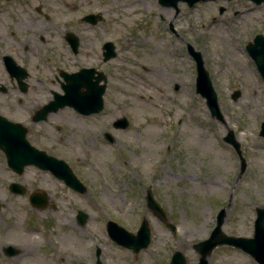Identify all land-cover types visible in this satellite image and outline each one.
<instances>
[{
    "label": "rangeland",
    "instance_id": "374dc122",
    "mask_svg": "<svg viewBox=\"0 0 264 264\" xmlns=\"http://www.w3.org/2000/svg\"><path fill=\"white\" fill-rule=\"evenodd\" d=\"M83 1L33 0L32 5L46 3L53 17L50 22L41 18L32 26L37 32L31 40L34 52L28 53L37 60L34 66L39 75L52 76L46 64L61 65L59 56L70 52L65 44L40 41L39 35L48 39L47 31L56 33L54 24H60L64 16L105 9L103 29L98 32L103 41L115 42L117 55L99 67L112 75L103 109L91 117H79L65 107L53 116L66 129L62 140L53 135L54 155L69 160L87 188L78 193L48 171L31 166L20 176L0 174L5 185L11 181L27 185L22 196L6 187L1 193L6 207L0 211V264H94L96 249L103 264H168L175 250L184 254L186 264H194L198 253L192 244L209 235L218 209L226 203L222 230L251 236L255 208L264 207V137L259 134L264 121V80L245 48L256 33H264V4L204 0L192 7L179 2L176 10L158 0H152L153 5H142L141 0ZM27 6L24 0H0V52L13 45L17 48L13 54L23 53L15 20L26 14ZM85 28L82 34L92 41L82 40L77 57L86 65H99L102 41ZM188 45L201 55L225 123L212 119L204 98L195 93V61ZM232 48L235 54L228 52ZM22 53V61L29 60ZM51 86L59 90L60 85L54 80ZM234 90L239 91L235 100L230 97ZM122 115L129 120L128 127L114 128L112 122ZM228 129L240 143L243 171L236 152L222 139ZM105 132L113 141L105 139ZM147 188L162 205L167 221L176 226L174 233L147 208ZM41 189L47 195L43 209L28 201L30 192ZM78 209L87 215L83 224L76 220ZM142 216L151 229L147 248L133 253L109 238L107 219L135 232ZM33 226L38 231L30 232ZM17 233H41L43 239L27 252ZM57 233L77 240L62 246L55 240ZM6 245L14 246L15 254H4ZM208 261L258 264L228 245L215 247Z\"/></svg>",
    "mask_w": 264,
    "mask_h": 264
},
{
    "label": "water",
    "instance_id": "95a60500",
    "mask_svg": "<svg viewBox=\"0 0 264 264\" xmlns=\"http://www.w3.org/2000/svg\"><path fill=\"white\" fill-rule=\"evenodd\" d=\"M184 1L190 7L200 0H158L161 5L173 6L177 8V3ZM255 4L264 3V0H251ZM222 10V8L220 9ZM97 14H88L84 17V20L91 23L96 22ZM72 47L75 49L77 41L75 39L71 42ZM106 51L104 52V59H108L114 54L113 46L107 42L104 44ZM189 52L195 61L196 66V78H195V91L197 94L205 98V103L209 109L210 116L223 123H225L224 115L221 111L217 93L215 92L211 83L209 73L203 65V60L199 51H195L192 46H188ZM246 49L249 55L253 58L255 64L258 67L260 74L264 79V35L256 34L252 42L246 45ZM8 65L13 68L11 62L8 60ZM92 69H82L79 72L71 73L66 76V83L63 84L64 94L55 95L53 100L47 109L56 110L58 107L64 105H70L81 113L89 114L92 112H98L103 105L102 94L104 92V84H98L101 76H97L94 81L92 78ZM84 87V90H80ZM239 96V91L235 90L231 94V98L235 100ZM128 125V121L125 117L118 118L114 122L115 127L125 128ZM260 134L264 136V122L261 123ZM23 136V135H22ZM109 140L112 137L108 134ZM223 140L229 143L235 152L237 153L241 163L240 170L245 169V161L241 155L240 143L235 138L234 132L228 129L227 133L223 136ZM0 143L5 145L8 163L21 174L23 166L26 164H35L43 169H50L51 172L62 179L67 185L80 192L85 191V186L77 177L73 174L68 165L61 159H57L53 156L47 155L44 151H40L30 146L25 140L24 136L19 140L8 138L0 140ZM22 144V147H16V144ZM11 191L15 193H24L25 188L17 182L10 184ZM147 206L162 220L172 232L175 231V225L167 222L165 213L158 203L152 197L150 191H147ZM30 201L35 206H45L46 194L45 192H32L30 194ZM228 205H225L219 209L216 214V222L212 228L209 236L200 241L192 244L193 248L198 252V262L195 264H209L208 256L210 252L218 245L228 244L234 247L241 248L251 254L260 264H264V207H257L256 217L254 219L253 234L250 237L236 236L232 234H226L222 230V224L226 216V209ZM86 213L78 210L77 219L79 223H84ZM106 228L109 236L119 245L131 249L134 253H138L140 249L146 248L150 242V226L147 218L142 217L138 229L135 233L126 230L124 227L118 225L112 220H108ZM5 252L11 255L15 252L12 246H7ZM99 249L96 250V263L102 264L99 259ZM169 264H186V258L183 253L176 250L171 255Z\"/></svg>",
    "mask_w": 264,
    "mask_h": 264
},
{
    "label": "flooded vegetation",
    "instance_id": "af4514ba",
    "mask_svg": "<svg viewBox=\"0 0 264 264\" xmlns=\"http://www.w3.org/2000/svg\"><path fill=\"white\" fill-rule=\"evenodd\" d=\"M24 2L28 4V6L25 7V10L23 11L26 14L17 16V19L15 20V23L18 25L17 28L20 29L19 34H22V41L24 45L23 47L20 45V47L22 48L23 53L19 51L16 54H13V52H15L17 49L13 45H11L10 48L0 52V140L8 138L19 140L24 136L25 140L30 146L37 150L44 151L47 155H54V150L57 148L52 146L51 143V140H53V135L56 136V139L62 140V134L66 133V129L64 128V124L55 121L53 116L56 113H59L60 109H63L67 106L60 107L56 110H48L47 103L53 99L55 93L60 94L63 92V84L66 83L64 76L65 73H74L80 71L82 68H90L92 69L90 71H92L93 75L91 80L94 81L96 76L102 77L99 84H105V93L109 84L111 83L112 75L110 71L106 69H103V71L99 67L106 65L109 61L116 57L117 52L114 45L115 42L112 41V39H105L103 41L101 38V33L98 32V30H101L102 28L101 26L104 21L103 11H105V9H103V11L100 9L94 11L97 13V16L95 17L97 18L96 23H89L84 20V16L92 11L84 12L79 16H64L60 24H54L56 33L47 31L49 38L45 39V36L40 34L39 40L42 42L47 40L48 43L57 42L60 44H65L68 47V51L70 53H67L65 56H59L61 65L56 64V66H53L50 65L49 62L46 64L49 71H51L52 76L39 75L38 70H36V67L34 66V64L37 63V60L30 57L28 53L34 52V49L31 47V40L32 36L37 32L36 30L32 29V26L35 25L36 21L41 18L44 22H50L53 15L51 11H49L50 7L46 3L42 2L43 5L40 6L32 5L33 0H24ZM83 2H85V0ZM68 4L69 2L65 1V5ZM71 7L74 9L77 7V5H72ZM61 14L64 13L62 12ZM77 24L81 25V27L85 30L86 26L90 28L91 31H95V34L97 35V41H102L100 45L102 58H100L99 65H86L83 63L84 61L82 59H78L77 55L80 53L82 40L85 39L87 41H92V39L89 37L86 38V36L82 34V28L75 29L74 26ZM108 33L111 34V32ZM73 39L77 41V46L75 49L71 45ZM108 40H110L113 45L115 55L109 57L108 59H104L103 46ZM21 53L29 60L25 62L22 61L19 55ZM8 60L11 62L13 68H10L8 65ZM54 80L59 82V90H56L51 86L54 83ZM80 90H84V87H81ZM75 113L79 117H91L94 115H84L78 113L77 111H75ZM38 142L39 144H37ZM16 147H22V144H16ZM57 157L64 159V156H61V154H59ZM67 162L70 164L69 160ZM30 166L40 171H47L41 169L35 164H26L23 166V172ZM4 173H14L18 175L16 170L10 164H8L5 145L0 143V174ZM9 183L5 185L3 184V181H0V211L6 207V197L4 195L1 196V193H5L3 190L4 187H6L8 192L13 195L22 196L27 193L26 184L19 182V184L25 188V192L15 193L9 189ZM43 208L44 207H41V209Z\"/></svg>",
    "mask_w": 264,
    "mask_h": 264
},
{
    "label": "bare ground",
    "instance_id": "6f19581e",
    "mask_svg": "<svg viewBox=\"0 0 264 264\" xmlns=\"http://www.w3.org/2000/svg\"><path fill=\"white\" fill-rule=\"evenodd\" d=\"M149 4V5H153L152 0H141L140 3L143 5V3ZM130 4L132 2H129ZM128 3V4H129ZM134 9L137 10L138 8L136 7V4L134 2ZM133 10V8H132ZM229 53H233L235 54L237 51L235 48H232L231 51H228ZM17 226V222L15 221L13 223V226ZM14 226V227H15ZM38 231V229L33 226L32 230L30 232H36ZM15 237L19 238L21 240V248L24 249L27 252L33 251L37 248V243L41 242V240L43 239V236L41 237V233H35V235H33V233H17L15 235ZM55 240L56 242H58L59 244H61L62 246L66 243V242H70L71 244H73L75 242V240H77V237L74 235H66L65 233H57L55 234Z\"/></svg>",
    "mask_w": 264,
    "mask_h": 264
}]
</instances>
